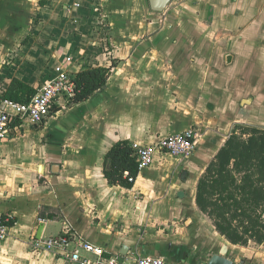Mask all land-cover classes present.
<instances>
[{"label": "crops", "instance_id": "0c3cea01", "mask_svg": "<svg viewBox=\"0 0 264 264\" xmlns=\"http://www.w3.org/2000/svg\"><path fill=\"white\" fill-rule=\"evenodd\" d=\"M44 5L42 0H0L1 13L18 14L8 26L0 25L1 92L15 77L39 90L54 75L55 65L45 66L44 51L51 43L40 46L35 60L43 21L33 23L32 17L44 19ZM176 7L177 21L170 8L163 27L148 40L128 41L123 55L116 52L117 38L111 56L91 51L96 63L85 51L75 54V47L64 53L81 58L75 72L89 64L112 65L105 88L88 100L68 103L38 127L12 124L0 143V213L15 217L6 240L19 241L13 248L22 249L20 257L31 259L37 252L27 250H33L31 242L43 224L40 237L70 225L124 258L156 252L170 264H206L219 253L235 264H264L263 245L232 244L214 223L209 236L222 240L218 248L206 254L195 241L207 227L196 203L207 166L237 125L264 123V1L184 0ZM29 27L33 33L27 37ZM62 41L65 49L68 41ZM80 42L74 43L83 48ZM190 128L199 137L189 158L158 153L132 188L109 185L104 162L115 143L128 140L137 148ZM49 223L62 227L48 235ZM52 254L37 255L65 264Z\"/></svg>", "mask_w": 264, "mask_h": 264}, {"label": "trees", "instance_id": "16d2710c", "mask_svg": "<svg viewBox=\"0 0 264 264\" xmlns=\"http://www.w3.org/2000/svg\"><path fill=\"white\" fill-rule=\"evenodd\" d=\"M111 71L112 65L100 64H89L78 70L74 76L77 90L68 103L88 100L105 88ZM37 92V88L15 77L5 91H0V101L28 103ZM136 152L128 140H120L111 147L104 162L109 185L133 187L134 182L125 172L137 177ZM196 203L232 244L245 246L255 241L264 246V128L236 126L200 178ZM7 223L13 226L15 217Z\"/></svg>", "mask_w": 264, "mask_h": 264}, {"label": "rangeland", "instance_id": "374dc122", "mask_svg": "<svg viewBox=\"0 0 264 264\" xmlns=\"http://www.w3.org/2000/svg\"><path fill=\"white\" fill-rule=\"evenodd\" d=\"M42 1L45 2V5L42 7V9L44 8V10L47 12L46 16L41 20L36 16L32 17L33 23L43 21L41 27L42 30H40V32L37 34L39 35L38 39L40 38V40L38 44H36L39 49L35 50V60H37V58L40 56V46H45L46 42L51 43L50 46H47L48 50H43L48 55L46 60L47 64L45 66L47 67L49 65L50 68L52 66L54 67V65L56 66L60 59L65 56L64 53L67 54L71 51V49H74V47L75 54H78L76 49H80L82 52L85 51V54L88 55L90 61L94 59L95 63L99 62L95 57L97 56L95 54L104 55V58L111 56L113 54L114 48L117 47L113 46L112 39L114 38H117L116 42L121 44L119 45L120 50L116 52H118L119 55H123L127 51L124 48L128 41H136L137 43L136 39H142L143 41L148 40V38L152 37L159 29H161L164 25V21L169 19L170 14H168V12L170 8H173L171 11L172 19H174L173 21H177V17H179L181 12L176 6L182 5L184 2V0H173L164 12H161L155 16L154 12L150 9L149 0ZM36 3L38 2L36 1ZM76 3H79L80 7H77ZM1 12L0 16L1 14L3 15L1 18L6 16V18L9 19L1 20L0 18V25L4 23L5 26H8V24L11 22V18L18 15L16 12L13 14ZM196 12L198 13V11H191V14L196 15ZM9 15L10 17H8ZM32 33L33 32L29 27L26 29L25 35L29 37L32 35ZM61 40L68 41V46H66L65 49L63 46H61L63 41L59 42ZM77 41H81L80 43L83 48H79L77 44L74 43ZM94 48H98L95 54H93L94 52H91ZM133 48L136 50L137 44H134ZM89 52H91L90 55ZM73 53L69 54L71 55L72 60L74 58ZM76 56L77 55H75V57ZM80 59L81 58L76 57V60L74 61L78 63ZM28 61L30 62V60ZM81 62L79 63L82 64L83 62ZM4 64L11 65V63L8 64L7 60L4 62ZM62 113L63 111L59 113V115H62ZM32 127H28L26 129ZM260 127L264 128V123L260 124ZM201 217L202 219L200 222L205 225V220L207 227L206 230H202L197 236H195V241L198 242L197 244L200 248H204V251L208 252L206 254H210L212 251L218 248L219 244H222V240H215L209 236V234H211L214 230L213 221L208 215ZM140 225L142 224H136L134 226L139 227ZM61 227V224L49 223L47 226V234L50 235L52 234L51 232L58 233ZM14 242H18L19 244V241H15V239L11 238L6 241H0V264H51V259L48 257L43 256L40 258L38 256L40 253H45L43 251H37L31 259L20 257L23 255L21 253L22 249L18 246L13 248ZM250 243H252V247L258 248V244L255 241H250ZM27 251H33L34 253L36 250L29 249ZM154 253L160 255V253Z\"/></svg>", "mask_w": 264, "mask_h": 264}, {"label": "built area", "instance_id": "2783aa9c", "mask_svg": "<svg viewBox=\"0 0 264 264\" xmlns=\"http://www.w3.org/2000/svg\"><path fill=\"white\" fill-rule=\"evenodd\" d=\"M80 7L79 3H76ZM76 65L71 55L63 57L54 68L53 77L43 85L28 102L11 99L0 101V143L7 138L13 122L23 127H38L46 123L60 109H63L74 97L77 85L74 80ZM199 133L195 128L172 133L154 144L137 147L138 171L150 167L158 153H168L184 161L197 149ZM129 180L136 177L125 172ZM12 216L0 213V241L6 240L10 233L7 223ZM31 247L36 251L53 253L68 264H170L163 256L133 253L124 258L123 254L111 253L105 247L87 240L66 225L62 232L34 238Z\"/></svg>", "mask_w": 264, "mask_h": 264}, {"label": "water", "instance_id": "95a60500", "mask_svg": "<svg viewBox=\"0 0 264 264\" xmlns=\"http://www.w3.org/2000/svg\"><path fill=\"white\" fill-rule=\"evenodd\" d=\"M172 0H149L150 9L154 12H162L171 3ZM249 102V100H246ZM43 224L41 225L37 237H40ZM125 253V251H123ZM206 264H235V261L231 258L223 256L219 253H213L207 260Z\"/></svg>", "mask_w": 264, "mask_h": 264}, {"label": "flooded vegetation", "instance_id": "af4514ba", "mask_svg": "<svg viewBox=\"0 0 264 264\" xmlns=\"http://www.w3.org/2000/svg\"><path fill=\"white\" fill-rule=\"evenodd\" d=\"M172 1H173V0H172ZM172 1H171V2H172ZM168 6H169V5H168ZM168 6H167V7H168ZM165 10H166V9H165ZM165 10H164V11H165ZM153 12H154V11H153ZM162 12H163V11H162ZM159 13H160V12H159Z\"/></svg>", "mask_w": 264, "mask_h": 264}]
</instances>
